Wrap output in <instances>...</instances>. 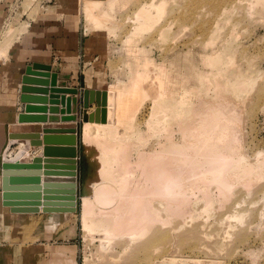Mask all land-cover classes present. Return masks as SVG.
Here are the masks:
<instances>
[{"label": "rangeland", "instance_id": "374dc122", "mask_svg": "<svg viewBox=\"0 0 264 264\" xmlns=\"http://www.w3.org/2000/svg\"><path fill=\"white\" fill-rule=\"evenodd\" d=\"M89 2L90 6L94 2L91 15L85 10ZM6 15H14V23L19 20V28L11 21H4ZM0 19L1 58L4 57L2 51L20 38L19 35L26 33L34 39L39 35L47 48L56 49L60 30L62 33L66 26H70L78 36L82 61L86 42H92V55L87 65L94 70L96 87L108 91L112 97L111 104L106 103L105 106L106 121L118 132L121 141L132 134L142 135L146 139L142 147L144 151L152 149L157 140L163 142L164 132H160L161 124L159 126L154 115L163 114L159 105H163V101L167 102L166 105L171 103L174 108L180 105L181 85L197 87L196 75L204 71V75L207 72L214 75L213 79L219 85L211 87L213 79L210 77L211 80L196 91V95L199 92L204 96H194L190 100L192 105L214 106L210 109L216 111L220 109L216 105L222 104L221 108H225L224 113L238 138L236 143H226V151L231 156L251 163L258 161L256 153L264 154V0H0ZM59 61V58L56 59V67ZM244 82L247 86L243 85ZM231 83L235 89L238 87L236 91L228 85ZM235 83L242 88L239 89ZM166 105H163L165 113L169 111L171 114L178 109L172 106L171 112L169 108L165 109ZM108 107L111 114L106 111ZM90 108L87 113L93 116V120L88 122L95 123L97 105ZM160 115L157 118L159 121ZM77 117V211L58 218L39 209L37 213L42 214L30 219L0 213V219L4 218L0 221L6 223L5 228L2 226L3 229H0V264H54L50 262L48 253L53 254L54 249L60 247L72 249L71 252L74 250L75 257L67 251L74 264H264V179L262 184L260 181L253 184L252 190L249 189L251 193H247V189H237L238 193L230 197L233 200L229 199L227 204V201L224 202V206L221 204V210L218 208L215 211L220 206L215 202L212 209L205 212L206 215L199 213L202 207H198L201 203L198 201L199 204L193 208L200 209L197 216L190 218L191 221L187 217V223L183 224L193 222V219L195 222L189 223L190 226L184 224L186 229L181 226L180 231L168 229L174 224L164 226L155 232L154 236L159 240L154 242H147L149 237L135 247L127 246L124 240L117 245L113 243L101 247L103 241L98 234L93 238L86 236L81 221V200L92 161L85 155V149L94 151L97 159H101V150L99 143H86L83 139L86 122L82 120V109ZM157 129L161 135L155 133ZM91 132L98 133L94 129ZM241 154L247 157L243 158ZM238 200L241 201L239 205ZM236 206L242 208L237 210ZM236 216L237 219H234ZM239 216L243 221L238 219ZM180 233L187 235L178 241ZM196 233L204 235L191 236ZM206 242H211L212 246L204 247ZM214 251L216 253H212ZM206 252L212 254L208 256ZM120 253L124 254L123 257L119 256Z\"/></svg>", "mask_w": 264, "mask_h": 264}, {"label": "bare ground", "instance_id": "6f19581e", "mask_svg": "<svg viewBox=\"0 0 264 264\" xmlns=\"http://www.w3.org/2000/svg\"><path fill=\"white\" fill-rule=\"evenodd\" d=\"M90 3L91 2H89L86 5L84 4L85 10L89 13V15H91V9H92L91 6L94 5V2H92L93 5L91 4V6L89 5ZM95 4L98 5L99 3L95 2ZM94 15L96 16V14ZM139 17H138V20H139ZM141 20L142 18L140 19V21ZM214 59L217 60L216 57ZM203 72L201 74L198 73L196 75V78L198 81L197 87L187 88L186 85H181L182 88L179 94L181 96L179 99L180 102L178 101L180 105L177 104V106H175V108L178 107V109L176 108L177 110H175L177 113L173 112L170 108L172 106L174 108V105H171L170 103L168 104L169 105L168 107V105H166L167 102L163 101V98H162L161 101H163L164 103L163 105L167 106V108L165 106V109L168 110L169 108V110L173 113L170 114L169 111H168L169 114L167 113V111L165 113V111H163L164 106L161 104L159 105V107L162 106L161 108L158 107L159 109L163 108L162 110L163 114L161 115L159 114L160 116H162L161 120L160 121L157 120L159 116L157 115V113H155L154 115H156L157 117L156 122H159V126L161 124L160 132L161 133L164 132V135H163L164 139L162 138L163 142L161 143H159L157 140L156 145L155 146L153 145L154 147H152V149L150 148V150L148 151H144L142 149L143 144L146 142L144 141L146 139H144L142 135L132 134V135H129L125 140L121 141L118 138L119 137L118 132L112 128L111 124H107L108 123L107 121L103 123L95 122V111H94V122L95 123L87 121L84 124L83 139L86 143L94 142L95 144L96 143L100 144L99 150H101V159L96 158L94 151L91 152L88 148L85 149V155L88 156V159L90 158L92 163H91L90 170L85 177V181L83 185V198L81 200L83 201V204L81 205L83 206V210L81 213L82 214L81 221H82V226L84 228V232L86 231V234H87L86 236H89L90 238H93L95 234L96 236L97 234L100 236V239H102L100 241H103L102 242L103 244L101 245V247H103L106 244L110 246V244H113V243H116L117 245V243H119L120 241L122 242L123 240L127 243L126 244L127 246L135 247L137 243L143 242L145 241V239H148L149 237L150 238L148 239L147 242L157 241L159 240V238L157 236H154L155 232L162 230L164 226H167V225L171 226L172 224H174L173 227L169 226L170 228L168 229H171V231H174V230L178 231L181 228V226L187 223L188 221L187 217L190 220V218H194L195 216H197V210H200V209L196 210L193 208H195L194 206L196 204H199V202L202 203V204L200 203V205L202 206L198 205V207H202L199 213L200 212L208 213L212 209V206H213L212 204H214L215 202L220 204V206L218 205L219 207L218 206L216 207L215 211L218 210V208L219 210H221L222 208L221 204L224 206V202L227 201L226 204L229 203L228 200L232 199L230 198L232 197V194L235 195V193H238L237 189L239 188L243 190L247 189L246 192L248 193V191L250 192L249 189H251L254 183H256L257 181L258 182L260 181L261 183L262 182L261 180L264 179V154L262 152L256 153V156L257 155L259 156L258 157L259 159L257 162L256 160L255 162L252 161L250 158V161L254 163L252 162L246 163V161L248 160L244 159L245 160L244 162L243 159H239L238 157L235 158L226 151V146H227L226 143L228 142H231L232 144L236 143L238 138L236 136L235 129L232 128V126L230 125L231 122L229 118L224 113L225 108L224 110L221 108L222 104L218 103V105H216V108L218 106V108L220 109L216 111H212L210 108L211 107L214 108V106L207 107L202 104L198 106H194L190 102V100H192L194 96H199V97L204 96L202 94H199V92L196 95L197 93L196 91H199L198 87L200 86L202 88L203 85L205 86L204 83L211 80L210 77H212L213 79L214 75L212 76L211 74H208V72L206 75H204ZM214 78H216V75ZM214 80L215 79L211 80L213 82V84H211V87L213 85V87L216 88V86H218L219 84H217L218 82ZM182 84L184 83L182 82ZM231 84H228V85L234 88L233 84L232 85ZM235 84H238V83H235ZM240 84H242V82ZM244 84H246L247 86V83L244 82L243 85ZM237 86H239V89L242 88L241 87L242 85L240 86L238 84ZM224 87L226 86L224 85ZM244 88H247V87L244 86ZM61 89H66V88H61ZM67 89H72V88H67ZM227 89L229 90L230 87L228 86ZM237 89L233 91H236ZM99 91L106 92V103L111 104L112 97L110 98V93L108 91H103V90H99ZM206 92L208 93V91ZM214 96H216V94H214ZM184 97L188 99H183ZM204 98H207V96H205ZM214 98H212V101H215ZM185 100L186 101L188 100V101L185 103L184 102ZM94 104H91V105H94ZM89 108L86 111L87 116H88L87 112ZM102 108H104L105 110V107H102V106L99 107V109H102ZM159 109L157 110L159 111ZM157 110L156 112H158ZM106 111L109 114L112 113V112L110 113V107H108ZM66 119H71V118H66ZM61 122H75V121L68 120V121H61ZM77 122L78 121H76V123ZM152 122H155V121H152ZM24 124H40V123H23V124L19 123L17 125L12 126L9 130L10 132L7 135V143L10 140L9 139L10 134H29V135H38V136L39 134H42L40 135V137L44 135L42 133V130L44 128H41L40 125L26 126ZM149 125L152 126L151 122L149 123ZM155 125H157V123H155ZM151 126H149V129ZM157 126H155V129ZM93 129L94 131L96 130L98 133L96 134L94 132L92 134L91 131ZM158 131L159 130L157 129L155 133H157ZM101 133L102 135H99ZM158 134L160 133L158 132ZM16 146H17V149L21 151L23 149L24 144L23 142H19L13 147H16ZM41 146H35L34 147L35 149L29 148L28 150L24 152V154L19 159H17L14 162L16 164H32L34 160H39V163L43 165L44 164L43 162L45 159L43 155L44 145H41ZM30 147H33V146H30ZM146 148H147V145H146ZM11 149H9L6 152V146H5L4 150L2 151L1 157H0V196L2 199L0 203L1 205L0 213L3 212L5 214L12 216L16 214H27V213L11 212V209L16 208V207L31 208L33 201L28 200V199H25V200L13 199L10 202V205L12 204L11 206L3 204V198H2L3 191L1 189L2 173H3V170H2L3 154L6 152L5 156H6L7 161L9 160V162H12L11 159L19 152L18 151L13 157H7V155H10L14 152V150H11ZM36 153L37 155L41 154L42 158H40V156H36ZM243 153H246V152H243ZM97 154H98V150H97ZM241 155H243L242 156L243 158L247 157V156H244V154H241ZM76 157L77 156L74 155L72 158H65L69 160L60 161L58 164H61V165L63 164L66 166L68 164V161H76ZM31 158H33L32 162H30L32 160ZM252 159H255V158L252 157ZM63 168L64 167H60L59 169H63ZM55 169H58V168L55 167ZM14 171L15 172H13V175H21V176H24L28 173L33 172V170H28V169L14 170ZM68 171H71V172H69V174H64V175L49 173L50 176L48 177L50 178L48 181H46V183L44 182L45 181L44 173H48L47 170H44V173H42V171L40 172L41 173L40 177L42 176V178H40V189L41 190L35 191V192L40 193V199L38 200V206H37L38 211L40 209L42 212L47 213L46 215H55V214L68 215L70 213L77 211V188L78 187H77L76 169H68ZM70 179L72 181H70ZM70 184L74 186V191H75L74 195L72 196L73 201H69L68 198H66V197H69V195L67 194L49 195V197H47V201H45L44 199L45 195L42 191V188L44 189V185L52 187L51 189H60L61 191L66 192ZM259 185L257 186V188H259ZM14 192L15 193H19V192L32 193L34 191L24 190V191H14ZM240 192L241 191H239V193ZM246 192H244V195H247ZM241 201H242V197H241ZM241 201L238 200L237 205H239L238 203H240ZM66 203H69V204H66ZM226 206L227 205H225V207ZM225 207L223 208L224 210L228 206L226 208ZM241 208L238 207L237 210L238 209L240 210ZM219 213H221V211ZM226 214L228 215L229 213H226ZM214 215L216 216V214ZM233 217L234 216L232 215L231 219ZM237 217L238 216H236L234 219H237ZM244 217H246L247 219V216H244ZM185 218L187 220L183 221L185 220ZM240 218L242 220V217L239 216L238 219ZM0 220H4V218L1 217ZM21 221L22 220H20L19 222ZM190 221L189 223L191 224L195 222L194 219H193V222H190ZM183 222L185 223L183 224ZM189 223L185 225L190 226L191 224ZM242 223H239V224L241 225ZM245 224H247V222ZM2 226H4L5 228L6 226L5 221L1 223L0 229H3ZM186 226H183V227L186 229ZM227 232H229V230ZM172 233H176V232H172ZM222 233L220 234L223 236ZM184 235H187V234H183V233L178 234V237H177L178 241L181 238H184L185 237ZM200 235L203 236L204 234L201 233ZM200 235H197L196 233V235H191V236L199 237ZM208 236L211 237L209 234ZM222 236L219 235V239H221ZM172 237L173 236H171V238ZM164 238L167 239L166 236H164ZM199 239H202V238L200 237ZM201 242H199V244ZM206 243L209 245L207 244L205 246L202 245L201 249L203 246L206 247V246H210L211 244V242L210 243L206 242ZM199 244H198V247H199ZM172 247H175V245L173 246L172 244ZM201 249L200 251L202 252ZM125 252L127 253V251ZM176 252L178 251L176 250ZM212 253H216V252L214 251ZM205 254H207V252ZM121 255L123 257L124 254L120 253L119 256ZM49 256L52 258H59L63 260L64 262H66V264H74L73 260H70L68 255L64 257V254L63 253L59 254L57 250H55V253L49 254Z\"/></svg>", "mask_w": 264, "mask_h": 264}, {"label": "water", "instance_id": "95a60500", "mask_svg": "<svg viewBox=\"0 0 264 264\" xmlns=\"http://www.w3.org/2000/svg\"><path fill=\"white\" fill-rule=\"evenodd\" d=\"M52 68L50 65H43L39 63H33L26 67L25 73L22 76V86L20 94V102L24 105V112L18 116V122L23 123H55L61 121L74 120L77 121V116L82 109V120L84 122L93 120V116H87L86 111L91 104H96L97 109L95 110V122H105L106 113L104 108L99 109L100 106L105 107L106 104V92L84 90L82 96L78 97L77 89H61L66 88V80L69 79L68 75H62L51 72ZM57 80L60 82L57 83ZM30 86H38L43 88H33ZM33 94V95H32ZM67 94L71 97H65ZM35 104V105H33ZM36 114V115H32ZM39 114V115H38ZM49 114V115H48ZM71 118V119H66ZM44 134L40 135H29V134H10L9 141L6 145V152L19 142H23L24 146L12 159V162L7 161L5 153L2 159V184L1 189L3 191L2 198L4 205H10L13 199L18 200H32V207H16L12 208L11 212L15 213H36L38 212V200L40 199V172L44 170L55 169L59 159L51 158H72L76 155V149L68 151L67 155L58 147H50L57 145L60 137L58 134H72V130H60L44 128L42 130ZM56 134V135H55ZM76 142V138L74 140ZM44 145L43 155L44 164H40L39 160H34L32 164H16L14 161L19 159L30 146H41ZM53 148V149H52ZM66 152V151H65ZM71 152V153H70ZM71 163V164H70ZM54 164V165H53ZM76 161H68V164L63 169H76ZM33 170L24 176L13 175L14 170ZM49 173H44V182L49 180ZM70 181H72L70 179ZM54 187V186H53ZM22 188V189H21ZM52 187L44 185L42 191L44 193V199L47 201L49 195L67 194L69 195V201H73L74 186L69 185L66 192L60 189H51ZM34 191L32 193L14 191ZM28 197V198H27ZM69 204V203H66ZM74 204V203H72ZM12 205V204H11ZM10 205V206H11Z\"/></svg>", "mask_w": 264, "mask_h": 264}, {"label": "crops", "instance_id": "0c3cea01", "mask_svg": "<svg viewBox=\"0 0 264 264\" xmlns=\"http://www.w3.org/2000/svg\"><path fill=\"white\" fill-rule=\"evenodd\" d=\"M14 15H6V18L4 21H11L14 23ZM2 20L0 19V22ZM13 25H16L17 28H19V20H16ZM74 26V25H73ZM2 31V30H0ZM61 30L59 32V35L57 36V43H56V49H52L50 46L49 48L46 47L45 43L40 40L39 35L34 39V37L31 34H22L19 35L20 38H17L16 41L12 43V45L7 48L6 50L2 51L4 54V57H0V157L2 154V151L4 150L6 143H7V135L10 132V128L14 125L19 124L18 122V116L19 114L24 112V105L20 102V94H21V80L22 76L25 73L26 67L32 65L33 63H39L43 65H50L52 70V73L62 74V75H68L69 79L66 80V89L67 88H74L78 91V97L82 96V93L84 90H94L99 91V89L96 87V80H95V73L92 68H89V65H87L90 59H91V43L92 42H86L85 44V50H83V58L82 61V52L79 51V39L76 35V31L73 28L65 27L64 31ZM52 37V36H50ZM57 57V58H56ZM59 58V62L57 63V67L54 64L56 59ZM60 82L57 80V83ZM33 88H43L38 86H30ZM33 95V94H32ZM65 97H71L68 95H64ZM35 105V104H33ZM93 106V105H92ZM91 107V105H90ZM91 108H89L88 112ZM94 111V109H93ZM36 115V114H32ZM39 115V114H38ZM49 115V114H48ZM26 126H35L40 125L41 128H50V129H61L63 131L71 130L74 132L72 134H58L60 137L59 140H57L59 144L52 145L50 147H58L55 149H60L64 151V154L67 155L68 151H73L76 149V163L78 161V151H77V141L74 142L75 138H77V134L75 132V128L77 123L76 122H55V123H40V124H24ZM42 135V134H39ZM56 135V134H55ZM76 145V146H74ZM42 147V146H41ZM16 148V149H15ZM35 149L34 147H30V149ZM53 149V148H52ZM11 150H14V152L10 155H7V157H13L19 149L16 147H13ZM66 151V152H65ZM71 153V152H70ZM36 156H40L37 155ZM33 161V158H31ZM53 159H59V161H66L69 159L65 158H53ZM58 169H52L47 170L50 174H58V175H64L69 174L68 169H59L60 167H66L65 165L57 164ZM42 173H44V170H41ZM77 173V168H76ZM42 178V176L40 177ZM2 199L0 196V203ZM42 213H31L29 215H22V214H16L12 215L15 218H23L26 217L31 218V216L39 215ZM66 214H55L52 216L60 217ZM32 222L29 224L31 225ZM65 251H64V250ZM54 250H57V252L63 253L64 257L67 256L68 253L71 252L68 248H55ZM74 251V250H73ZM73 253L74 255V252ZM52 252V251H51ZM50 253V252H49ZM49 256V254H48ZM75 257V255H74ZM50 262L54 264H66L63 260L59 258H52ZM67 258V257H66ZM53 261H57L56 263ZM76 262V258H75ZM77 263V262H76Z\"/></svg>", "mask_w": 264, "mask_h": 264}]
</instances>
